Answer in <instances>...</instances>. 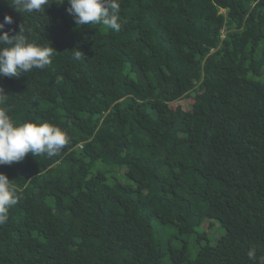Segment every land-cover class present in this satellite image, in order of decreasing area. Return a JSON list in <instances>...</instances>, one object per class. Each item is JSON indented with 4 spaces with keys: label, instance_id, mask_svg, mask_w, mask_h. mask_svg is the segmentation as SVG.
<instances>
[{
    "label": "trees",
    "instance_id": "trees-1",
    "mask_svg": "<svg viewBox=\"0 0 264 264\" xmlns=\"http://www.w3.org/2000/svg\"><path fill=\"white\" fill-rule=\"evenodd\" d=\"M118 3L116 32L76 25L67 0L31 14L0 0L4 31L22 24L56 50L43 70L0 76V107L68 137L55 156L0 165L19 195L0 264H258L247 253L264 258V0ZM191 92V109L170 105ZM153 220L195 236L194 256L157 239ZM217 224L225 232L202 242Z\"/></svg>",
    "mask_w": 264,
    "mask_h": 264
},
{
    "label": "clouds",
    "instance_id": "clouds-1",
    "mask_svg": "<svg viewBox=\"0 0 264 264\" xmlns=\"http://www.w3.org/2000/svg\"><path fill=\"white\" fill-rule=\"evenodd\" d=\"M53 0H7L16 11L22 13L44 12ZM63 3L64 0H56ZM67 11L76 25L91 26L102 24L106 29L120 31L118 0H67ZM12 16L5 14L0 22V76L15 77L20 73H29L33 69L43 70L52 63L56 50L50 45H41L30 41L25 35L30 29L19 26L15 35L4 31L5 25L12 24ZM76 60L82 59L83 53L74 48ZM7 94L0 88V105L7 100ZM68 143L64 130L49 122L25 120L18 122L0 107V165L11 164L22 160L26 154L34 157L47 154H59ZM19 195L11 180L0 173V224L8 219V210L18 203ZM248 258L264 264V258H257L255 250H249Z\"/></svg>",
    "mask_w": 264,
    "mask_h": 264
},
{
    "label": "rangeland",
    "instance_id": "rangeland-1",
    "mask_svg": "<svg viewBox=\"0 0 264 264\" xmlns=\"http://www.w3.org/2000/svg\"><path fill=\"white\" fill-rule=\"evenodd\" d=\"M194 94H195L194 92H191L188 97L180 98L177 101L170 103V105L173 108L181 107L185 110H189V109H191ZM104 167H105V169H107V168L110 169V166L105 165ZM93 170H94V168H93ZM113 174L116 178H118V180L120 182H122L124 184L131 185L133 183V181L130 179L129 176L128 177L124 176L123 173L121 171H119L118 169H115ZM153 225L156 229L157 239L163 241L164 243H167L168 241H170L172 245H181L182 241H187V243L190 245V247L193 250L191 257L194 256V254H195L194 248L197 246L195 236L188 235V234L182 235L178 232V230L174 226H165L164 230H163V228L158 225L156 220H153ZM212 227H213V229L210 232H207L208 236L205 237V239H203L202 242L208 241L210 244H214L215 243L214 239L217 236H219L221 233H223V231L225 232L224 228L219 226L218 224H217V226L215 225ZM198 231L202 232L201 228H198ZM211 232H214V236L210 235Z\"/></svg>",
    "mask_w": 264,
    "mask_h": 264
}]
</instances>
